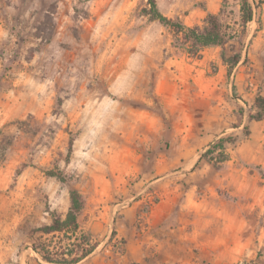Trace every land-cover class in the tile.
I'll return each mask as SVG.
<instances>
[{
    "label": "rangeland",
    "instance_id": "374dc122",
    "mask_svg": "<svg viewBox=\"0 0 264 264\" xmlns=\"http://www.w3.org/2000/svg\"><path fill=\"white\" fill-rule=\"evenodd\" d=\"M156 1L162 13L190 26L225 8L235 37L194 58L175 46L168 26L144 12L149 0H0V129L16 136L0 167V264H55L43 258L45 248L56 252L76 237L37 229L66 215L72 188L82 193L84 210L107 211L108 233L103 226L91 231L89 214L80 216L88 229L78 235L102 243L99 264H144L124 258L128 239L112 235L130 194L143 198L137 237L148 217V264H264V121L251 148L250 126L229 119L247 111L249 121H259L250 113L256 95H264V0H256L246 26L240 0ZM235 49L242 59L230 76L221 55ZM195 74L199 83L223 75L226 124L215 123L214 134L196 125L200 140H186L193 125L185 122L191 112L201 117L207 104L202 96L190 102ZM220 137L232 161L216 167L201 159L210 168L184 178L180 151L201 157ZM50 169L68 180L48 175ZM195 182V197L204 201L185 212L183 197ZM165 202L169 213L158 211Z\"/></svg>",
    "mask_w": 264,
    "mask_h": 264
},
{
    "label": "trees",
    "instance_id": "16d2710c",
    "mask_svg": "<svg viewBox=\"0 0 264 264\" xmlns=\"http://www.w3.org/2000/svg\"><path fill=\"white\" fill-rule=\"evenodd\" d=\"M149 8H144V12L150 16L152 20H159L162 24L168 26L174 35L175 46L184 50L189 56L201 58L203 51L208 47L225 46L231 39L235 37L233 28L226 23L223 17L224 9L219 12H207L204 19V24L187 25L179 17L173 18L165 15L160 11L156 0H149ZM256 0H240L241 22L246 26L254 19V6H258ZM57 1L51 3V8L48 10L47 16L52 19V13L55 12ZM225 7V5H224ZM42 31L41 29H39ZM39 35V34H38ZM45 39H50V35L42 36ZM222 60L229 65L228 74L239 64L242 59V53L239 50H234L233 54L228 55L226 50L222 52ZM254 105L255 113H250L251 119H264V95L257 94ZM19 123H25V120H19ZM16 136L0 129V167L6 161L8 153L14 145ZM226 137H220L211 142L206 150L201 154V159H207L216 167H220L223 163L229 160V154L226 152L225 143ZM73 150V139L70 140L69 154ZM47 174L57 179L66 182L68 180L63 170H47ZM70 207L64 217L55 215L52 222L39 227L37 230L44 234L63 233L68 235L70 239L76 237L75 242H70L61 249L54 252L50 247L45 248L42 256L48 263L55 264H72L77 263L87 255H89L97 246L90 245L84 235L79 236L80 232V216L85 209V200L77 188L70 190ZM115 230L112 235H115ZM59 248V247H58ZM56 255L58 257H56Z\"/></svg>",
    "mask_w": 264,
    "mask_h": 264
},
{
    "label": "crops",
    "instance_id": "0c3cea01",
    "mask_svg": "<svg viewBox=\"0 0 264 264\" xmlns=\"http://www.w3.org/2000/svg\"><path fill=\"white\" fill-rule=\"evenodd\" d=\"M231 75L232 73L230 74V76ZM240 75H242V73ZM240 75L238 74L236 76L237 77L236 82L238 83V81H240V84H242V90L246 92L244 90L245 80L244 81L242 80L243 77L239 79ZM222 76L223 75L218 74L216 75V77L205 78V80L201 81V83L197 81V79L199 78V74H195L192 76V78L194 79V81L197 83L199 87L197 86V89L194 92L193 90L190 92L189 99H190L191 104L194 105V100L199 96L200 97L202 96L203 101H205V103L207 104H206L205 113L202 114L201 117H198V119L194 118L195 113L191 112V116L193 117L192 121L191 122L186 121L185 123H189L193 125V129L191 128L192 131L185 132L183 139L187 140V139L192 138L193 140H200L199 136L198 137L195 136V134H198L197 126L199 125L205 126L207 130L211 127V129L209 130L210 132L212 131L213 134H214V131L215 132L217 131V130H213L215 123L221 124L222 122L223 125L225 126L226 122L223 121L224 119L223 112L226 109V106L228 105V103L222 97V94H223L222 88L224 85V82L220 80ZM217 88H220V90L217 91L216 90ZM242 97L244 98L245 95H242ZM254 101H255V98H254ZM213 102H217V104L212 105ZM236 105L240 107L241 104L237 103ZM253 105H254V102H253ZM229 106L231 107V110L233 112V107L231 106V103L229 104ZM253 110H255V106L253 107ZM236 113L237 112H235L232 116L229 115L230 121H232V119L233 120L240 119L241 126H244L247 123L250 126L249 128L252 130V134H254V137L250 141V144H248V146H251L252 148L255 145H258L259 144V142L257 141V139H259L258 131L264 120L249 121L247 111H245L244 115H236ZM241 126L238 128H241ZM221 129L228 130V127H225V128L222 127ZM177 157H178L177 161L180 162V164H178L179 165L178 167H180L179 171L183 173L184 178L185 177L188 179L192 178L195 180L201 177L202 173H204L207 169L210 168L208 165L200 166V163H202L203 160H200V156L195 154L194 150L192 149L188 151L181 150L180 154H178ZM241 157L244 159L251 158V156H249L247 152L246 153L244 152L241 155ZM231 161H232V155L230 156V159L227 162H231ZM197 186L198 185L196 184V182L193 185H191L190 189H187L183 197L184 198L183 207H186L185 212L188 211L189 209H197V207L200 206L204 201V200L198 201V198L195 197ZM134 198L135 196H132V194H130V197L128 200L131 202H128L126 205L122 204L123 206L120 205V208L118 209L119 212L117 211V217H116V223H115L116 224V227H115L116 235L114 236V238L118 236L120 238L128 239V250L126 251L124 258L131 260V261H139L144 264H148V257H150V253L148 249V245L150 244V240L148 237V217L146 220L147 230L145 231V234L140 237H137L136 220H137V214L139 212V208L141 206L143 198L133 200ZM166 202L163 204H160L158 211L164 208L165 210H162V212H167V213L171 212L170 210L166 208ZM192 203L196 205L194 208L191 206ZM84 211H85L84 215L89 214L88 218H89L90 223L93 222L94 224L93 226H91V231L95 230V232L97 233L101 232V228L103 226L105 227V231H107L108 233L107 226L104 225V223L107 221L106 216L102 215V213H104L105 211L104 209L99 210V211L86 209ZM111 211H114V208L111 209ZM105 213H107V211H105ZM85 229H88L87 226H82L80 224V230L86 232ZM114 240L115 239H113V241ZM154 241H158V238H154ZM94 244H97V246L89 255H87L85 258H83L79 262L72 263V264H99L98 263L99 254H96V251L98 248H100V246H102V243L95 242Z\"/></svg>",
    "mask_w": 264,
    "mask_h": 264
}]
</instances>
